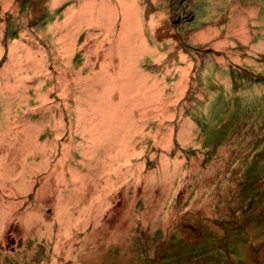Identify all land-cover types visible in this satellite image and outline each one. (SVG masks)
I'll use <instances>...</instances> for the list:
<instances>
[{"label":"rangeland","instance_id":"obj_1","mask_svg":"<svg viewBox=\"0 0 264 264\" xmlns=\"http://www.w3.org/2000/svg\"><path fill=\"white\" fill-rule=\"evenodd\" d=\"M0 264H264V0H0Z\"/></svg>","mask_w":264,"mask_h":264}]
</instances>
